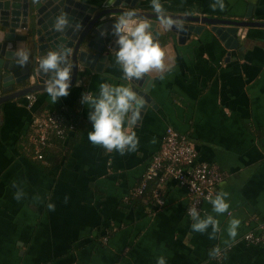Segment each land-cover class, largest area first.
I'll return each mask as SVG.
<instances>
[{
  "label": "crops",
  "instance_id": "crops-1",
  "mask_svg": "<svg viewBox=\"0 0 264 264\" xmlns=\"http://www.w3.org/2000/svg\"><path fill=\"white\" fill-rule=\"evenodd\" d=\"M75 1L99 10L106 0ZM115 1L152 12L150 0ZM213 2L162 0L171 14L264 21V0H224V11H213ZM148 20L173 67L164 79L157 73L145 75L147 92L146 80L139 86L122 78L114 50L106 48L100 67L98 60L91 67L78 64L69 94L55 104L45 89L31 92L35 100L30 107L25 95L1 104L0 264H156L159 255L167 264H264V247L243 239L249 230H264V26L243 27L245 37L236 33L238 43L226 46L209 24L183 21L200 27L182 33L162 31L157 19ZM14 43L16 48L26 44L19 39ZM27 45L32 51L31 42ZM31 75L17 87L35 84L36 75ZM101 83L124 84L149 98L143 100L137 122L125 125L139 138L135 152H108L87 138L92 122L82 94L98 95ZM60 106L77 108V125L46 148L50 161L38 160L29 142L32 119ZM168 126L190 137L199 159L223 173L214 196L227 193L229 211L217 215L209 201L200 211L201 217L211 214L219 220L216 239H209L211 228L192 231L184 186L155 180L144 194L129 195ZM13 181L24 189L20 201L14 199ZM232 218L241 221L234 242L227 235ZM217 247L220 263L213 256Z\"/></svg>",
  "mask_w": 264,
  "mask_h": 264
},
{
  "label": "clouds",
  "instance_id": "clouds-1",
  "mask_svg": "<svg viewBox=\"0 0 264 264\" xmlns=\"http://www.w3.org/2000/svg\"><path fill=\"white\" fill-rule=\"evenodd\" d=\"M31 2L38 5L42 0H31ZM108 3L111 6L115 0H108ZM150 7L157 17L160 30L169 31L173 26L177 30L184 29L181 19L168 15L162 0H150ZM210 7L213 11L217 9L224 11L226 5L224 0H214ZM51 27L57 32L64 33L67 27H72L74 31L79 30L81 24L79 22L72 24L69 14L61 9ZM107 34V30H101L102 37ZM111 34L115 37L114 43L117 46L114 51L115 63L120 67L124 80H139L151 73H157L160 79H164L166 73L172 71L173 65L168 60L166 50L154 36L152 22L139 17L135 9L123 11L114 18ZM30 55V50L23 46H18L13 53L15 62L20 67L29 63ZM70 56L71 49L61 44L56 49H49L38 60L39 71L47 76L45 91L52 104H55L60 97L69 94L73 67ZM81 102L90 109L88 116L92 127L87 133V138L94 146H102L108 152L117 151L121 155L138 149L139 138L134 131L129 132L125 125H133L137 122L144 101L130 86L101 83L98 95L91 91L85 92L82 94ZM13 186L17 188L13 194L14 199L22 200L25 196L23 187L16 181H13ZM227 195L221 192L207 198L212 205V211L217 215L229 211ZM38 199V197L34 198V200ZM65 199L67 200V197ZM47 207L49 211L55 210V204L52 202H49ZM188 216L191 218V229L194 232L205 233L211 228L209 239H216L217 234L221 232L219 220L211 214L201 217L195 206L188 209ZM240 223L238 218L229 221L227 235L232 242L238 235ZM224 242L227 244L229 240ZM219 253L220 249L217 247L213 251V256ZM156 264H167L166 257L159 255Z\"/></svg>",
  "mask_w": 264,
  "mask_h": 264
},
{
  "label": "water",
  "instance_id": "water-1",
  "mask_svg": "<svg viewBox=\"0 0 264 264\" xmlns=\"http://www.w3.org/2000/svg\"><path fill=\"white\" fill-rule=\"evenodd\" d=\"M80 8L82 11L74 12L73 8ZM124 3L115 1L109 6L108 0L103 4V8L96 10L93 6H86L75 0H42L38 5L32 4L31 0H0V107L4 101L20 97L24 94L45 89L47 76L39 71L38 60L49 49H56L64 44L71 49L70 61L72 67V79L70 86L75 82L78 71V64L93 66L97 61V67L107 58L104 52L106 48L114 50L117 47L114 43L115 37L111 34L113 15L119 16L123 11ZM123 6V7H122ZM71 13L69 20L72 24L79 22L81 28L74 31L72 27H67L64 33L52 29V24L56 15L61 11ZM139 17L144 19H157L155 13L136 10ZM176 19L184 22H200L209 24L212 29L225 40L226 46L237 44L236 32L239 27L264 26V21L259 20H233L210 16H197L192 14H171ZM250 14H247V17ZM200 26L184 24L183 30H177L175 26L171 30L177 32H197ZM101 30H107L106 36H101ZM154 36L157 32L153 30ZM158 35V34H157ZM22 40L25 47L29 49L27 42H31L30 61L20 67L13 56L16 49L15 40ZM108 46V47H107ZM96 50L92 54L90 50ZM109 51V50H108ZM99 69V68H98ZM36 75L37 82L29 86L23 85L30 75ZM139 86L146 80L145 92L148 90L149 81L145 78L133 79ZM145 102L149 100L145 92L135 90ZM144 108V104L142 106ZM141 108V110H142Z\"/></svg>",
  "mask_w": 264,
  "mask_h": 264
},
{
  "label": "built area",
  "instance_id": "built-area-1",
  "mask_svg": "<svg viewBox=\"0 0 264 264\" xmlns=\"http://www.w3.org/2000/svg\"><path fill=\"white\" fill-rule=\"evenodd\" d=\"M239 38L245 37L242 27L237 29ZM33 78L32 75L29 77ZM27 107H30L35 96L33 93L25 94ZM60 111H44L35 114L32 119L33 131L29 135V142L33 157L44 160V150L53 144L52 138H64L65 133L73 129L68 120L66 107L60 106ZM223 179V173L213 164L199 159L195 145L186 134L180 133L168 126L165 130L159 148L152 154L140 182L130 191V196L143 194L148 181L156 180L165 183L174 180L187 190L188 209L195 206L201 211L202 204L213 197L218 184ZM243 239L252 243L264 244V230H249L244 233ZM221 259V253L217 255Z\"/></svg>",
  "mask_w": 264,
  "mask_h": 264
},
{
  "label": "trees",
  "instance_id": "trees-1",
  "mask_svg": "<svg viewBox=\"0 0 264 264\" xmlns=\"http://www.w3.org/2000/svg\"><path fill=\"white\" fill-rule=\"evenodd\" d=\"M56 111H60V109H59V107L56 109ZM67 114H68V120H69V122L73 125V129L75 128V126L77 125V117L79 116V112H78V110H77V108L76 109H74V107L72 108V107H70V108H68V107H66V111H65ZM72 129V130H73ZM72 130H69V131H67L66 133H65V136H67V134L70 132V131H72ZM189 138V140L195 145V143L193 142V140L190 138V137H188ZM61 140H63V138H52V141H53V143H55V144H57V143H59ZM195 148H196V145H195ZM197 149V148H196ZM48 150L49 149H46V150H44V158H45V160L48 162V161H50L49 160V155H48ZM43 166H47V165H43ZM155 180H150V181H148V183H147V186H146V188L144 189V191H143V194L146 192V190H147V188L149 187V183L150 182H154ZM172 181H174V180H172ZM175 182V181H174ZM106 235H108V233H106L105 234V236ZM262 247H264V244H260ZM220 262H222V258L220 259V261H219V263Z\"/></svg>",
  "mask_w": 264,
  "mask_h": 264
},
{
  "label": "flooded vegetation",
  "instance_id": "flooded-vegetation-1",
  "mask_svg": "<svg viewBox=\"0 0 264 264\" xmlns=\"http://www.w3.org/2000/svg\"><path fill=\"white\" fill-rule=\"evenodd\" d=\"M31 93V92H30ZM28 94V93H27ZM25 95V94H24Z\"/></svg>",
  "mask_w": 264,
  "mask_h": 264
}]
</instances>
